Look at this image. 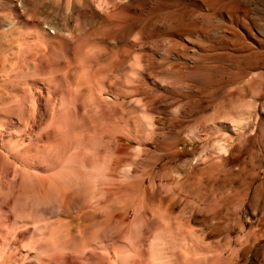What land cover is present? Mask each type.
<instances>
[{"label": "bare ground", "instance_id": "bare-ground-1", "mask_svg": "<svg viewBox=\"0 0 264 264\" xmlns=\"http://www.w3.org/2000/svg\"><path fill=\"white\" fill-rule=\"evenodd\" d=\"M139 1L0 0V264H264L241 119L188 127L180 16Z\"/></svg>", "mask_w": 264, "mask_h": 264}, {"label": "rangeland", "instance_id": "rangeland-1", "mask_svg": "<svg viewBox=\"0 0 264 264\" xmlns=\"http://www.w3.org/2000/svg\"><path fill=\"white\" fill-rule=\"evenodd\" d=\"M158 1L159 11L153 17L156 13L158 17L174 11L181 19L176 27L178 48L180 53L187 49L184 52L189 59L179 60L181 71L178 72L182 76L179 78L188 77L190 81L183 91L187 97L180 94V99H186L185 102L180 100V105L190 102L196 105L188 127L199 132L202 125L197 127L196 121L202 116L240 118L243 137L234 147V155L225 159L224 169L248 163L250 157H254L255 186L264 179V0H176L173 7L168 0ZM139 2L146 3V0ZM52 22L58 26V22ZM164 27L162 35L168 32ZM185 67L192 74L187 68L185 71ZM253 194L260 198L257 211H264V194L251 189L250 197H254ZM244 211L251 209L246 205Z\"/></svg>", "mask_w": 264, "mask_h": 264}]
</instances>
